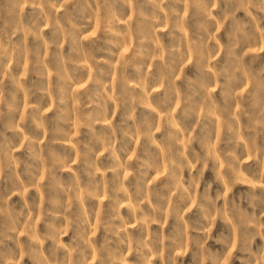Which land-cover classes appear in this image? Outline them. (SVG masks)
I'll return each mask as SVG.
<instances>
[{
  "label": "rangeland",
  "instance_id": "obj_1",
  "mask_svg": "<svg viewBox=\"0 0 264 264\" xmlns=\"http://www.w3.org/2000/svg\"><path fill=\"white\" fill-rule=\"evenodd\" d=\"M0 264H264V0H0Z\"/></svg>",
  "mask_w": 264,
  "mask_h": 264
}]
</instances>
